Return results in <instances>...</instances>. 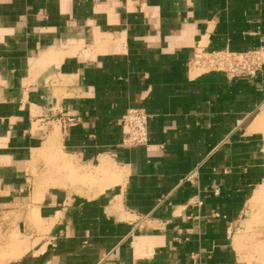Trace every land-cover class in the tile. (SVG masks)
I'll list each match as a JSON object with an SVG mask.
<instances>
[{"label": "crops", "instance_id": "crops-1", "mask_svg": "<svg viewBox=\"0 0 264 264\" xmlns=\"http://www.w3.org/2000/svg\"><path fill=\"white\" fill-rule=\"evenodd\" d=\"M197 46L264 48V0H0V264L264 259L238 234L264 182V64L193 75ZM132 106L145 145L121 142ZM39 153L64 178L35 191Z\"/></svg>", "mask_w": 264, "mask_h": 264}, {"label": "built area", "instance_id": "built-area-1", "mask_svg": "<svg viewBox=\"0 0 264 264\" xmlns=\"http://www.w3.org/2000/svg\"><path fill=\"white\" fill-rule=\"evenodd\" d=\"M264 64V48L258 46L245 51L207 50L202 46L194 49L188 61V71L193 75L221 71L229 78L256 79ZM68 121L71 118L67 119ZM148 114L140 106L129 107L120 117L121 142L125 146L148 143ZM196 204H201L196 201Z\"/></svg>", "mask_w": 264, "mask_h": 264}, {"label": "rangeland", "instance_id": "rangeland-1", "mask_svg": "<svg viewBox=\"0 0 264 264\" xmlns=\"http://www.w3.org/2000/svg\"><path fill=\"white\" fill-rule=\"evenodd\" d=\"M38 157H40L39 159H41L42 164L37 166V167L32 165L31 171H30L31 176L28 180L30 186H33L35 188V191H40V190H43L46 187H48L50 185L51 176H53V178H55V176H58V177L62 176V178H64V176L61 175V172H59L58 166L57 165L55 166V164H56V163H54L55 155H54V157H51L49 155H41L39 153ZM57 161H58V159H57ZM57 169H58V171H57ZM64 170H65L64 168L61 169V171H64ZM76 177L77 176H74V175L71 176V175L66 174L65 179L72 180L73 182L75 180L79 181V180H77ZM110 178H111V176H110ZM110 178L107 179V176H103V177H100L99 181H95L97 179H96V177H93L89 181H90V183H93V184H96L97 182H101V183L104 182V184H106L105 182L107 180H109ZM258 188H260V189L258 190ZM254 192L257 194L255 195V193H254L253 196H251V198L249 200L250 206H249L248 213H246V215L242 216L243 218H241V220H239L240 224H243L244 229H245L242 232L241 231L238 232V234H241V236H239V237H242V236H251V237H259V238L264 237V182L260 186H258L254 190ZM246 217H248V219ZM28 220H30L35 226H37L36 220H35L32 212L29 213ZM11 237H12L11 235L8 238H7V236H1L0 235V251H2V252L8 251V250H9V252L15 251V250H13L14 247L11 248L12 246L9 243L10 242L9 240H11ZM239 237H237V238H239ZM1 240H3V243H1ZM258 248H259L258 254L260 256V253L264 252V245L257 247V249ZM261 258H262V260L261 261L258 260L257 264H263L264 263L263 257H261ZM254 261H255L254 262V264H255L256 260H254Z\"/></svg>", "mask_w": 264, "mask_h": 264}, {"label": "bare ground", "instance_id": "bare-ground-1", "mask_svg": "<svg viewBox=\"0 0 264 264\" xmlns=\"http://www.w3.org/2000/svg\"><path fill=\"white\" fill-rule=\"evenodd\" d=\"M260 188H258V190H259ZM258 192V191H257ZM255 193V192H254ZM260 193V192H259ZM257 193H255V195H256Z\"/></svg>", "mask_w": 264, "mask_h": 264}]
</instances>
